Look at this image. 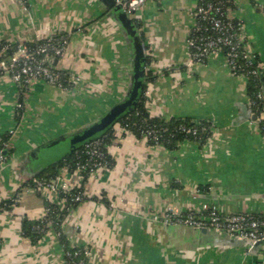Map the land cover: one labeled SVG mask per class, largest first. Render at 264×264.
Instances as JSON below:
<instances>
[{"label": "crops", "instance_id": "crops-1", "mask_svg": "<svg viewBox=\"0 0 264 264\" xmlns=\"http://www.w3.org/2000/svg\"><path fill=\"white\" fill-rule=\"evenodd\" d=\"M232 2L231 15L241 22L264 69V0ZM198 3L147 0L136 18L146 55L142 95L149 115L207 119V138L170 148L115 125L118 132L107 146L109 171L82 183L74 169L62 168L72 186L83 184L87 197L68 210L61 237L50 230L36 240L23 234V221L36 220L45 204L58 199L50 191L24 189L27 178L47 173L51 165L39 168L47 159L28 160V153L98 119L123 96L130 81V46L99 0H28L27 10L19 0H0V42L66 33L68 44L56 66L79 78L70 90L35 81L16 120L18 86L0 75V135H10L0 168V264H65L63 244L87 247V264H264V242L255 253L245 245L182 250L152 218L168 207L199 211L208 204L226 213L264 215V136L243 108L247 78L233 74L220 53L187 65ZM10 196L18 200L4 206ZM96 197L105 201L97 203Z\"/></svg>", "mask_w": 264, "mask_h": 264}, {"label": "built area", "instance_id": "built-area-1", "mask_svg": "<svg viewBox=\"0 0 264 264\" xmlns=\"http://www.w3.org/2000/svg\"><path fill=\"white\" fill-rule=\"evenodd\" d=\"M24 10H27L28 0H19ZM147 0H117L122 9L132 13L136 18L137 10ZM232 10L223 7V0L206 1L198 3L194 11L195 24L188 36L189 58L188 66L200 64L206 58L214 54H223L230 71L236 75L252 74L254 76H264L263 65L256 62V54L252 52L246 42L241 22L231 15ZM137 19V18H136ZM202 20L203 23L200 22ZM203 31L202 34L197 32ZM33 46H30V45ZM68 44L66 33L57 32L45 39L35 37L28 42H0V75L9 77L15 82L19 89V100L16 104V116L20 114L19 109L24 108L26 93L35 81L41 80L54 85L63 90H70L78 81V76L56 66L57 61L64 54ZM249 67L245 72H241V65ZM251 67V68H250ZM257 98L262 101V106H258L249 99L248 104L254 119L251 121L257 126L264 136V85L259 86ZM21 97L23 99L21 100ZM119 128V126H118ZM186 134L196 138L199 134L207 132L204 125L181 127ZM160 129H144L140 132L139 138H144L148 143L159 144ZM133 135L131 131H125ZM0 135V168L6 159L3 151L8 147L7 143H1ZM207 138V136H206ZM86 158L76 163L75 171L80 176L82 183L90 175L97 172H107L111 168V161L108 152L104 151L99 139L87 141L83 146ZM82 172L86 175L83 176ZM70 177H66L61 172L56 176L46 179L33 176L25 184L26 191L34 194H42L50 191L57 196L58 201L48 202L44 205L41 215L34 220L31 229L39 234V240L48 231L61 237L63 226L68 210L66 196H71L70 200L77 204L86 199L84 190L71 194L70 189L74 186L70 184ZM80 187L81 184L75 185ZM18 196H10L7 201L16 202ZM97 203H103L101 197H96ZM6 206L5 203H2ZM108 207L111 203L105 202ZM56 210H59L58 213ZM152 218L166 224H180L191 227H208L221 232H226L231 236L248 240L251 245L264 241V218L254 216L249 212H223L217 205H204L199 211L187 210L185 212H175L171 207L162 214H153ZM1 244V242H0ZM65 264H87L89 249L85 246H72L63 244Z\"/></svg>", "mask_w": 264, "mask_h": 264}, {"label": "water", "instance_id": "water-1", "mask_svg": "<svg viewBox=\"0 0 264 264\" xmlns=\"http://www.w3.org/2000/svg\"><path fill=\"white\" fill-rule=\"evenodd\" d=\"M99 1L105 6L106 10L110 12V17L117 22L130 46V81L123 96L98 119L79 126L78 128L68 130L33 148L28 153V160H38V158L39 160L40 158L47 159L45 163L39 164V168L59 160L65 154L70 153L72 149L86 142L89 138H94L96 134L106 129L121 115L134 106L143 93L145 80L143 69L146 55L140 29L137 28L134 23V16L132 13L124 11L117 3V0ZM243 108L248 112L247 119L252 121L254 115L251 113V108L248 102ZM8 149L9 148L7 147L3 151L6 158L8 156ZM14 161H16V159ZM33 176L36 175H31L29 178ZM29 178H27L26 181ZM163 225L169 236L176 238L175 245L182 250L187 251H194L205 246L229 247L245 245L249 252L255 253L258 250L259 244L262 243L258 242L251 245L248 240L240 239L231 236L226 232H221L208 227H191L166 223H163Z\"/></svg>", "mask_w": 264, "mask_h": 264}, {"label": "trees", "instance_id": "trees-1", "mask_svg": "<svg viewBox=\"0 0 264 264\" xmlns=\"http://www.w3.org/2000/svg\"><path fill=\"white\" fill-rule=\"evenodd\" d=\"M206 1L215 2V0H199V3L206 2ZM223 7H226L232 10L234 9V4L232 0H223ZM200 22L205 25V23L202 20H200ZM134 23L136 27L140 29V23L136 18H134ZM197 33L202 34L203 31L201 30ZM66 35L68 38V34ZM30 46H33V45L31 44ZM206 59L203 62H205ZM255 61L256 62L259 61L257 56L255 57ZM238 62L242 67L241 72H245L246 69L249 68L243 65L241 60ZM245 77L247 78V95L249 99L254 101L256 105L262 106V101L258 99L256 95L260 89L259 86L264 85V76L259 77V76H254L252 74H247L245 75ZM146 78L148 80L152 79L153 75L151 74L147 75ZM22 99L23 97H21V100ZM144 100L145 99L143 95H141V97L139 98V101L134 106H132L128 111H126L123 115H121L114 123H112L106 129L96 134L94 138H89L87 141L99 139L104 151H107V146L110 144V142L113 140V138L116 136V133L118 132L115 130V127H114L115 125L117 127L119 126L120 131L125 132L126 130H129L135 136H139L140 132L144 129H160L161 131H159V135H160L159 144H163L166 147H170V148H172L177 142L182 141V140L201 142V141H204L206 139V136L209 135L211 125L207 119L192 121L189 118L184 117V118H172V119L166 120L158 116H150L146 109ZM19 111L21 114L23 112V107H21ZM19 118H20V115H17L16 120H19ZM204 124L208 128L207 132H203L199 134L196 138H193V136L190 134H186L181 128L182 126H185V127L197 126V125L201 126ZM9 140H10L9 133H5L2 135L1 143L8 144ZM84 143L72 149L70 153L65 154L59 160L51 163L49 171L47 173H39L36 176L49 179V178L56 176L62 168H68L70 170L75 169L76 163L86 158V155L84 154V151H83ZM149 144H152V142H149ZM108 158L110 159L109 154H108ZM82 174L83 176L86 175L85 172H82ZM82 190H83V184L80 187H77V186L72 187L70 189V193L74 194ZM70 197L71 196H66L67 205L69 207H74L75 205H77V203L71 201ZM5 204L9 205V204H12V202L6 201ZM56 212L60 213L59 210H56ZM254 216H258L259 218H264L263 214H254ZM33 223H34L33 221H27V220L23 221V234L26 235L27 237L37 239L39 237V234L31 229Z\"/></svg>", "mask_w": 264, "mask_h": 264}]
</instances>
